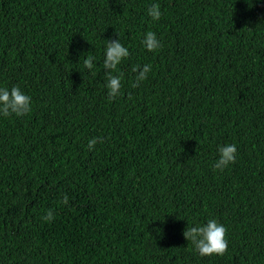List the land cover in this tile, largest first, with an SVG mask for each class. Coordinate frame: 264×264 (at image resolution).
Masks as SVG:
<instances>
[{"label": "trees", "instance_id": "trees-1", "mask_svg": "<svg viewBox=\"0 0 264 264\" xmlns=\"http://www.w3.org/2000/svg\"><path fill=\"white\" fill-rule=\"evenodd\" d=\"M108 40L130 52L112 102ZM14 86L32 110L0 115V264H264V0H0ZM228 144L235 164L214 169ZM209 219L223 256L183 235Z\"/></svg>", "mask_w": 264, "mask_h": 264}, {"label": "clouds", "instance_id": "clouds-1", "mask_svg": "<svg viewBox=\"0 0 264 264\" xmlns=\"http://www.w3.org/2000/svg\"><path fill=\"white\" fill-rule=\"evenodd\" d=\"M148 15L158 21L161 18V10L159 4H153L148 8ZM144 48L153 52L162 47L156 34L149 31L142 39ZM130 55L129 49L123 46L120 40H108L105 52V59L103 68L105 69L106 87L108 89V100L112 102L117 97L122 95V78L123 73L114 75L118 66L123 60ZM94 57L88 55L84 60V66L91 70L94 68ZM135 73V80L132 87L140 86V83L147 80L148 74L151 72V65H144L143 68L139 65L132 68ZM95 73H93L94 75ZM31 97L18 87L14 86L9 90L8 88H0V115L3 117H10L15 115L23 117L31 112ZM105 138L95 137L89 140L87 148L89 151L95 149L97 143L103 144ZM219 159L214 164V169L223 171L231 164H235L237 156V147L234 144L223 145L218 149ZM69 202L68 196L65 194L61 201L62 204L67 205ZM45 222L54 220V210H47L46 214L41 217ZM186 240L191 242L195 247L196 252L201 257H211L213 255L223 256L228 250L227 229L216 219H209L206 224L199 226H188L183 233Z\"/></svg>", "mask_w": 264, "mask_h": 264}]
</instances>
